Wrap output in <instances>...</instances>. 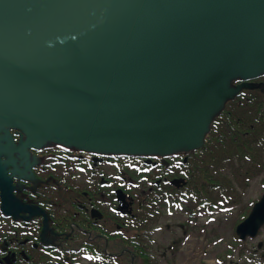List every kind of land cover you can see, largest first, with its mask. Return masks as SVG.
Returning a JSON list of instances; mask_svg holds the SVG:
<instances>
[{
    "label": "water",
    "instance_id": "95a60500",
    "mask_svg": "<svg viewBox=\"0 0 264 264\" xmlns=\"http://www.w3.org/2000/svg\"><path fill=\"white\" fill-rule=\"evenodd\" d=\"M261 73L264 0H0V114L33 141L194 149ZM263 223L264 193L236 233Z\"/></svg>",
    "mask_w": 264,
    "mask_h": 264
},
{
    "label": "flooded vegetation",
    "instance_id": "af4514ba",
    "mask_svg": "<svg viewBox=\"0 0 264 264\" xmlns=\"http://www.w3.org/2000/svg\"><path fill=\"white\" fill-rule=\"evenodd\" d=\"M245 81L253 88L264 83L260 76ZM252 95L263 99L264 90ZM258 126L250 141L261 149ZM187 156L33 141L0 114V264H116L121 254L132 264L138 251L151 262L154 234L184 210ZM179 241L168 238L167 251L175 252Z\"/></svg>",
    "mask_w": 264,
    "mask_h": 264
},
{
    "label": "rangeland",
    "instance_id": "374dc122",
    "mask_svg": "<svg viewBox=\"0 0 264 264\" xmlns=\"http://www.w3.org/2000/svg\"><path fill=\"white\" fill-rule=\"evenodd\" d=\"M232 167L223 168L222 164L211 167L214 177L223 174L231 178L233 185L224 192L225 206L211 215L201 211L188 217L187 212L183 210L167 218L163 226L168 221L170 228L160 229L153 236L152 264H239L244 260L249 262L246 255L239 257L238 251L244 247L249 252L259 241L263 242L264 225L256 238L249 239L242 245L235 237V226L264 192V170L254 178L239 183ZM168 238L170 242L180 238L173 249L175 252L167 251ZM123 256L131 264L126 254L119 255L118 260L123 259ZM248 264H264V260Z\"/></svg>",
    "mask_w": 264,
    "mask_h": 264
},
{
    "label": "trees",
    "instance_id": "16d2710c",
    "mask_svg": "<svg viewBox=\"0 0 264 264\" xmlns=\"http://www.w3.org/2000/svg\"><path fill=\"white\" fill-rule=\"evenodd\" d=\"M264 90V85L262 87ZM255 90L254 92H256ZM251 91L248 96L243 97L241 104L228 102L224 109L215 116L211 130L206 136L204 145L200 150V159L196 161L193 152L189 153L188 161L185 164V174L187 176L186 192H192L196 196V201L191 204L189 210H195L197 204H208L209 207H224L225 190L233 185L231 178L226 175L214 177L213 165L222 164L223 168L232 167L234 176L241 183L257 175L264 168V159L261 161L257 153L264 151V95L263 99L254 97ZM247 113V115H246ZM258 124L262 125L263 138L262 148H257V141H250L252 133L260 130ZM252 125V126H251ZM248 131L247 136L244 135ZM259 143V142H258ZM260 145V143H259ZM253 260H264V247L259 257L253 256ZM134 264H151L149 259L138 251ZM244 250H239V257H244ZM124 257V256H123ZM122 257V258H123ZM123 258L118 264H129ZM129 260V259H128ZM239 264H248L245 260Z\"/></svg>",
    "mask_w": 264,
    "mask_h": 264
}]
</instances>
